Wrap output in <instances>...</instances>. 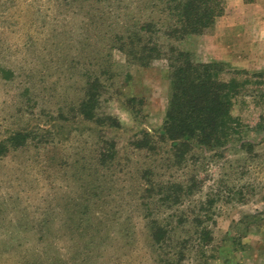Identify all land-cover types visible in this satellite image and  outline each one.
<instances>
[{
    "label": "rangeland",
    "instance_id": "1",
    "mask_svg": "<svg viewBox=\"0 0 264 264\" xmlns=\"http://www.w3.org/2000/svg\"><path fill=\"white\" fill-rule=\"evenodd\" d=\"M256 1L224 0V14L211 29L174 44L195 62L220 64L224 79L262 71L264 5H251ZM144 3L0 0V65L14 71L10 80L0 77V141L25 129L47 141L0 157V264H25L37 252L49 259L43 264H264V103L236 99L238 135L217 150L194 143L176 156L160 136L169 61L128 65L108 47L123 26L162 18V5ZM110 51L114 66L100 75L106 84L100 111L119 121L108 136L119 157L98 171L100 200L91 190V124L77 114V103ZM144 133L151 134L152 147ZM146 173L161 192L141 202L139 175ZM142 203H152L150 216ZM151 221L169 223L173 242L153 244ZM204 228L210 245L191 240L174 257L179 238H195Z\"/></svg>",
    "mask_w": 264,
    "mask_h": 264
},
{
    "label": "trees",
    "instance_id": "2",
    "mask_svg": "<svg viewBox=\"0 0 264 264\" xmlns=\"http://www.w3.org/2000/svg\"><path fill=\"white\" fill-rule=\"evenodd\" d=\"M143 5H162L160 8L162 18H159V21H154L152 18L140 19L133 24L123 26L121 31L111 34L108 47L121 52L128 65L148 66L153 60L161 57L169 61L170 97L160 136L162 139L171 141L173 150H176V156L182 157L183 153L189 150L188 148L194 143L205 146L209 150L224 147L241 131L240 123L232 114L234 101L240 97L249 96L253 99H260L264 103V69L251 74L236 71L232 77L224 79L221 75L223 68L220 64L195 62L190 52L174 44L211 29L216 19L224 14V0H145ZM106 56L108 59L104 58V65H100L102 68L99 70L100 74L93 72L96 75L87 77L83 96L77 103V114L84 122L91 124L89 129L91 138L94 139L90 145L93 155L89 161L95 175L93 179L91 178V190L100 200L104 196L99 192V187L102 188V186L96 181L97 178L102 177L98 171L102 173V170L111 168L119 157L113 137H108L119 128V121L114 115L100 111L101 97L106 91V84L100 75L108 74V69L114 66V63L110 61L111 51ZM125 75L129 76L128 73ZM13 76V70L0 65L2 79L10 80ZM261 121H264V115H261ZM256 128L263 129L261 122ZM143 135L144 144L152 147L151 134L144 133ZM50 139H52L50 147L52 149L56 146L55 133ZM45 141L42 135L32 129L15 131L0 141V157L6 155L8 151H16L31 143L41 144ZM246 144L250 145V143ZM44 163L45 166H49L46 160ZM144 175L145 179L143 175H139L144 185L142 196L139 198L141 202H144L145 197H151L155 190L157 192L154 194L161 192L160 188L155 185L156 182L149 177L150 175L148 173ZM172 196L175 199L176 194L173 193ZM177 198H181V195ZM142 204L147 210L146 215L150 216L152 203ZM94 216L93 214L95 219L100 217V215L99 217ZM81 219H78L76 229L81 228L79 226ZM181 224L177 221V225ZM168 227L169 223L162 225L157 221L150 222V237L153 244L163 248L168 242H173L172 235H170L172 231ZM210 234L204 228L197 235L195 231L193 235L195 238L191 235L188 239L186 235L179 238L173 247L174 257L179 250L181 253L186 243L191 240L196 241L198 246L210 245ZM41 254L42 252L33 253L34 258L26 259L25 264H43L44 260L49 261L47 258L43 259ZM210 256L212 259L213 255ZM168 259H165L166 263ZM206 260L208 261L207 258Z\"/></svg>",
    "mask_w": 264,
    "mask_h": 264
},
{
    "label": "crops",
    "instance_id": "3",
    "mask_svg": "<svg viewBox=\"0 0 264 264\" xmlns=\"http://www.w3.org/2000/svg\"><path fill=\"white\" fill-rule=\"evenodd\" d=\"M260 1V3H258ZM256 1L255 3H251V5H264V0H259ZM246 5H250V4H246Z\"/></svg>",
    "mask_w": 264,
    "mask_h": 264
}]
</instances>
